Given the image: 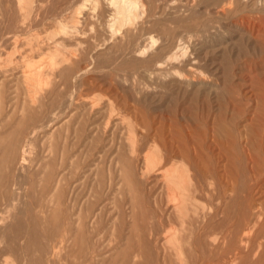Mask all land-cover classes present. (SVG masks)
I'll return each mask as SVG.
<instances>
[{
  "label": "rangeland",
  "instance_id": "obj_1",
  "mask_svg": "<svg viewBox=\"0 0 264 264\" xmlns=\"http://www.w3.org/2000/svg\"><path fill=\"white\" fill-rule=\"evenodd\" d=\"M109 2L0 0V264H264V0Z\"/></svg>",
  "mask_w": 264,
  "mask_h": 264
},
{
  "label": "bare ground",
  "instance_id": "obj_2",
  "mask_svg": "<svg viewBox=\"0 0 264 264\" xmlns=\"http://www.w3.org/2000/svg\"><path fill=\"white\" fill-rule=\"evenodd\" d=\"M86 1L94 2V0ZM109 6H111L114 11L113 22L111 21L112 26H118L120 28V26L132 23L133 20L137 17V13L142 6V0H110ZM55 63L56 57L55 55H51L43 63L34 67L33 70L28 72V74L25 72L26 75L24 76V81L26 83V89L28 90L32 99H34L36 94H38L37 88L42 89V87L46 84V79L39 78L43 69L50 70L55 66ZM149 161L150 163H152L151 160ZM162 177L170 201L173 202L176 214L183 220L189 215V200L191 194L189 186L187 185L188 176L186 174V171L178 167H170L164 170ZM167 234L168 235L166 236V245H170L172 247L177 240L176 233L172 230H168Z\"/></svg>",
  "mask_w": 264,
  "mask_h": 264
}]
</instances>
